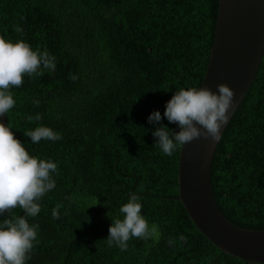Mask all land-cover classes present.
Here are the masks:
<instances>
[{
	"label": "trees",
	"instance_id": "trees-1",
	"mask_svg": "<svg viewBox=\"0 0 264 264\" xmlns=\"http://www.w3.org/2000/svg\"><path fill=\"white\" fill-rule=\"evenodd\" d=\"M218 6L219 0H0V36L46 48L57 64L54 72L25 76L11 90L16 106L5 115L31 155L58 163L56 188L29 221L39 225V236L27 264H248L192 223L178 200L180 148L163 155L148 124L153 111L163 116L175 91L201 87ZM37 126L63 138L32 144L24 133ZM211 183L233 225L264 230V54L215 150ZM133 192L160 237L131 239L121 252L106 238ZM57 205L61 218L54 220ZM19 215L12 209L0 220Z\"/></svg>",
	"mask_w": 264,
	"mask_h": 264
},
{
	"label": "clouds",
	"instance_id": "clouds-1",
	"mask_svg": "<svg viewBox=\"0 0 264 264\" xmlns=\"http://www.w3.org/2000/svg\"><path fill=\"white\" fill-rule=\"evenodd\" d=\"M13 30L23 32L19 25ZM56 67V56L46 48L33 50L24 40L12 42L0 36V117L15 108L16 100L11 90L21 87L25 76H42L45 70L54 72ZM234 96V91L226 84L217 85L216 91L208 87H182L175 91L165 104L163 116L158 110L148 116V124L153 126L154 145L163 155L172 157L180 147L201 137L219 142L221 129L229 121ZM34 103L39 105L38 100ZM35 119L40 120V116ZM165 119L178 130L164 125ZM24 135L32 144L42 140L57 142L63 138L47 126H37ZM58 175L57 162L31 155L24 143L14 137L12 129L0 122V216L16 208L23 213L0 220V264H27L39 236V225L29 221L40 214L41 202L56 188ZM60 207L57 205L52 211L54 220L61 218ZM142 208L141 197L131 193L127 203L119 208L123 218L112 221L108 229L106 239L110 247L127 251L128 242L134 238L158 242L159 228L142 215ZM179 239L185 238L181 235ZM168 243L171 245L175 241L170 239Z\"/></svg>",
	"mask_w": 264,
	"mask_h": 264
},
{
	"label": "water",
	"instance_id": "water-1",
	"mask_svg": "<svg viewBox=\"0 0 264 264\" xmlns=\"http://www.w3.org/2000/svg\"><path fill=\"white\" fill-rule=\"evenodd\" d=\"M263 54L264 0H219L213 44L201 87L216 91L217 85L226 84L234 91L227 125L254 81ZM0 119L6 126L5 116ZM218 144L201 137L180 147L178 200L199 232L220 251L248 264H264V230L233 225L215 200L211 168Z\"/></svg>",
	"mask_w": 264,
	"mask_h": 264
}]
</instances>
